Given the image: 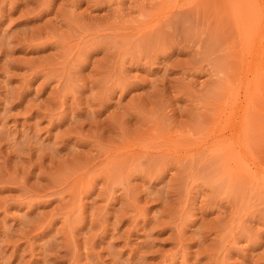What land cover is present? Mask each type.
Returning a JSON list of instances; mask_svg holds the SVG:
<instances>
[{"label": "rangeland", "instance_id": "374dc122", "mask_svg": "<svg viewBox=\"0 0 264 264\" xmlns=\"http://www.w3.org/2000/svg\"><path fill=\"white\" fill-rule=\"evenodd\" d=\"M263 36L264 0H0V264H264Z\"/></svg>", "mask_w": 264, "mask_h": 264}, {"label": "bare ground", "instance_id": "6f19581e", "mask_svg": "<svg viewBox=\"0 0 264 264\" xmlns=\"http://www.w3.org/2000/svg\"><path fill=\"white\" fill-rule=\"evenodd\" d=\"M233 1H235V0H233ZM247 3H249V2H247ZM243 6H244V4H243ZM245 8H246V6H245ZM244 8V9H245ZM242 14V13H241ZM264 37V36H263ZM250 43V42H249ZM252 44V43H251ZM264 45V44H263ZM262 45V46H263ZM250 47V46H249ZM264 47V46H263ZM255 49V48H254ZM253 52V51H252ZM251 53V52H250ZM255 53V52H254ZM256 58V57H255ZM262 60H263V58H262ZM261 59H260V57L259 58H257V59H255L253 62H255V63H253V66H254V69H253V71H254V73H253V78L250 80V81H247V84H246V86H247V91L249 90V96H245L244 98H246V104H247V107H246V105L244 106V109H245V107L247 108V110L245 111V112H247V113H245L246 115L247 114H249L252 110H253V108H256V105L258 104L257 102H258V100H260L258 97H259V95L261 96V94H259V93H257V92H255L254 90H256V89H258V87L261 85L260 84V81H261V77H262V73H261V71H260V69H261V67H263L262 65H263V63L261 62L262 61ZM251 61V60H250ZM261 66V67H260ZM253 68V67H252ZM260 84V85H259ZM246 91V92H247ZM255 93H254V92ZM258 91V90H257ZM261 91V90H260ZM248 93V92H247ZM257 93V94H256ZM238 94V93H237ZM236 93L234 94V92L233 91H231L230 92V99L226 102V103H224V105L222 106V108H221V112L220 113H217V117H218V119H216L217 121H218V123H217V125H214L216 128H214V130L212 129V132H213V137H216V138H213L212 140H214V139H216L218 142L217 143H219V141L221 142V143H219L220 144V148H224L225 146H226V148H227V146L228 147H230V148H234L238 143H241V145L242 144H246V141H247V129H248V126H245V124H247L245 121L244 122H242L241 121V123H240V126H242V129H240V133H239V129H236L237 128V125H236V118H237V108H236V106H238L237 104V101H236V95H237ZM253 94H256V96L255 97H253ZM251 95V96H250ZM238 96V95H237ZM264 97V96H263ZM261 98V97H260ZM238 99V98H237ZM249 104V105H248ZM220 105V104H219ZM241 106V105H240ZM243 115L244 114H241L240 116H241V118H242V120H243ZM246 119V118H245ZM216 121V122H217ZM245 123V124H244ZM230 127V128H229ZM260 128V127H259ZM226 129L229 131V133L226 135L224 132L226 131ZM211 132V133H212ZM207 133H208V131H207ZM249 133V132H248ZM250 133H251V131H250ZM249 133V134H250ZM248 134V135H249ZM252 134V133H251ZM250 134V135H251ZM170 138V137H169ZM215 140V141H216ZM242 140H243V142H242ZM214 143H216V142H214ZM222 143H224V144H222ZM223 146V147H222ZM229 148V149H230ZM221 149V150H222ZM225 150V149H224ZM223 150V151H224ZM223 151H221V152H223ZM228 151H230V150H228ZM225 153H226V150L224 151ZM231 154H233V152L234 151H232L231 150ZM220 153V152H219ZM239 154H240V152H239ZM223 155V154H222ZM229 157V156H228ZM232 157V156H231ZM238 158V157H237ZM237 158H236V160H237ZM230 159H232V158H230ZM239 159H241V158H239ZM233 161V160H232ZM235 161V160H234ZM237 162H238V160H237ZM242 162L243 161H240V162H238V163H241L242 164ZM225 165V164H224ZM240 165H238V167H239ZM242 166V167H241ZM240 167H241V169H240V171H242V172H244L245 171V173H246V175L249 173H251V175L252 176H250L251 178H253V177H255L257 180H258V177H257V175H255V174H257V169H256V167H255V169L253 170H251V168H249L245 163L243 164V165H241ZM225 167V166H224ZM237 167V166H236ZM235 167V168H236ZM227 168V167H226ZM228 168H231V166L230 167H228ZM234 170V169H233ZM232 171V170H231ZM238 172V171H237ZM242 174V173H241ZM248 174V175H249ZM261 174V173H260ZM259 174V175H260ZM233 175V174H232ZM247 175V177H249ZM255 175V176H254ZM230 176V175H229ZM244 176H245V174H244ZM261 176V175H260ZM263 176V175H262ZM261 176V177H262ZM236 177V176H235ZM260 178V177H259ZM232 179V178H231ZM236 179V178H235ZM234 179V180H235ZM251 180V179H250ZM255 181V180H254Z\"/></svg>", "mask_w": 264, "mask_h": 264}]
</instances>
